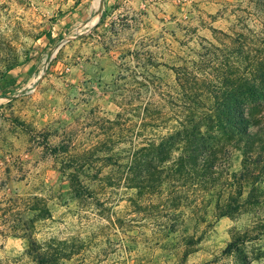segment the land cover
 Returning a JSON list of instances; mask_svg holds the SVG:
<instances>
[{
  "label": "rangeland",
  "instance_id": "obj_1",
  "mask_svg": "<svg viewBox=\"0 0 264 264\" xmlns=\"http://www.w3.org/2000/svg\"><path fill=\"white\" fill-rule=\"evenodd\" d=\"M255 1L0 0V264H264V173L240 179L241 150L220 185L173 192L124 184L115 167L126 140L90 161L82 194L61 172L64 158L93 149L99 122L126 133L131 84L173 82L162 63L214 40L212 28L263 30ZM62 144L69 153L55 154ZM18 195L42 196L51 210L34 246L5 228ZM228 201L230 214L218 216Z\"/></svg>",
  "mask_w": 264,
  "mask_h": 264
},
{
  "label": "trees",
  "instance_id": "obj_2",
  "mask_svg": "<svg viewBox=\"0 0 264 264\" xmlns=\"http://www.w3.org/2000/svg\"><path fill=\"white\" fill-rule=\"evenodd\" d=\"M257 1L264 17V0ZM212 30L214 40H202L192 53H177L171 65L162 63L174 72L173 82L146 75L138 85L131 84L123 109L130 114L124 123L125 134L114 129L120 122H99L93 128L99 138L93 149L61 161V172L73 191L83 193L82 178L88 174L90 161L99 152L112 154L121 140L129 142V147L115 168L125 172L124 184L149 193L220 185L225 161L236 149L249 162L240 179H251L258 168L264 173V29H248L247 33H238L234 27L231 32ZM146 70V74L151 70L148 64ZM3 78L5 84L15 81ZM4 86L0 83V88ZM54 151L68 154L69 148L62 144ZM109 182L115 184L114 179ZM230 207V201L218 204V216L230 214ZM11 210L14 218L5 224L6 230L28 237L34 246L37 222L52 216L47 200L18 195Z\"/></svg>",
  "mask_w": 264,
  "mask_h": 264
}]
</instances>
